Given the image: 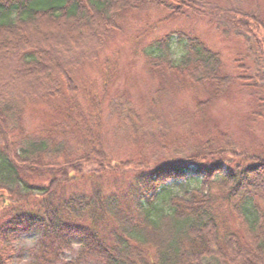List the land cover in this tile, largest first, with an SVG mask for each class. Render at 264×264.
Here are the masks:
<instances>
[{
    "label": "trees",
    "instance_id": "16d2710c",
    "mask_svg": "<svg viewBox=\"0 0 264 264\" xmlns=\"http://www.w3.org/2000/svg\"><path fill=\"white\" fill-rule=\"evenodd\" d=\"M151 8L165 14L160 22L215 19L243 39L254 67L255 48L264 58V19L204 0H0L7 49L0 52V264L15 263L17 240L30 232L38 237L27 264H264V145L246 146L208 115L238 83L251 98L260 89L263 106L264 84L256 83L264 72L256 68L250 86L224 71L218 53L183 34L174 58L167 34L142 52L156 87L140 111L125 92L107 100L78 95V75L97 63L127 15ZM46 28L58 30L54 43L70 54L66 62L54 56L57 67L37 46L44 39L32 34ZM79 36L86 45L76 47ZM182 91L193 97V111L168 122L164 101ZM37 105L49 123L26 135L23 114ZM176 122L186 134L172 132ZM188 137L192 144H180ZM109 138L129 153L111 152ZM106 177L114 184L109 193ZM84 179L91 192L68 191ZM186 179L197 186H183ZM73 245L76 256L64 259Z\"/></svg>",
    "mask_w": 264,
    "mask_h": 264
},
{
    "label": "rangeland",
    "instance_id": "374dc122",
    "mask_svg": "<svg viewBox=\"0 0 264 264\" xmlns=\"http://www.w3.org/2000/svg\"><path fill=\"white\" fill-rule=\"evenodd\" d=\"M210 7H216L222 10L236 8L243 13H251L264 19V0H204ZM164 13L157 9H142L135 13L127 15L123 22L120 32L114 34L112 39L107 43L99 55L96 64L83 68V71L77 77L76 84L80 89V94L87 93L90 97L98 99L104 97L106 100L112 98L116 93L125 92L134 106L140 111L152 96L156 87V82L146 75L143 68L142 52L148 49L149 44L156 41L167 34L172 35L170 49L174 58L181 55V47L177 40L179 34L184 37H197L212 51L220 56L223 69L227 73L235 77L244 76L249 78L247 83L251 86L255 78L256 68L260 72H264V58L260 55V50L256 49L255 58L258 60V66L254 67L252 61L244 58L245 45L240 37H236L233 32L224 33L225 27L215 19L209 17H200L186 15L174 20L160 22L164 17ZM45 31L55 34L59 38L61 36L57 29L46 28ZM74 34L77 31L74 29ZM85 38L79 36L76 47L86 45ZM43 52L47 63L57 67L53 57L57 56L61 59L68 58L64 48L55 44L54 41L44 39V42L37 45ZM81 49V48H80ZM6 51V45L0 44V52ZM69 52V51H68ZM8 62V58H4ZM0 60V64L4 63ZM243 65L246 71L238 70V66ZM238 83V82H237ZM239 84V83H238ZM237 84V85H238ZM264 84L259 80L257 83ZM235 86L228 96L215 101L208 110L210 120L220 129L227 130L235 139L242 141L245 145L254 148L258 145H264V105L259 106V98H262V91L258 89L254 97H249L246 90H240ZM105 88V89H104ZM257 89V88H256ZM248 90V89H247ZM258 99V100H257ZM165 118L168 122H172L175 113L180 111H193V97L187 91L173 93L164 101ZM259 112L262 118L251 116L252 113ZM50 113L43 106H29L26 108L22 122L24 134L29 135L35 133L42 126L49 123ZM251 117V118H250ZM250 118V119H249ZM249 119V120H248ZM107 133L109 126L105 127ZM193 132H197L192 128ZM172 132L186 134L187 131L181 129L179 122L174 123ZM111 152L116 154H124L126 156L128 146L121 141H112L109 138ZM193 139L188 137L187 141L182 140L180 144H192ZM127 149V150H126ZM103 188L106 193L113 191L114 184L112 178L102 179ZM119 186H127V181L117 183ZM182 185L187 188H194L197 182L194 179H186L182 181ZM121 186V187H122ZM69 192H91L89 180H77L69 185ZM233 223V220L230 221ZM38 234L35 232L21 234L17 240V246L20 250L18 259L14 264H27L31 259L28 250L33 247ZM78 246L73 245L71 250L64 253V259L70 260L76 256ZM80 264H92L89 260H84Z\"/></svg>",
    "mask_w": 264,
    "mask_h": 264
},
{
    "label": "bare ground",
    "instance_id": "6f19581e",
    "mask_svg": "<svg viewBox=\"0 0 264 264\" xmlns=\"http://www.w3.org/2000/svg\"><path fill=\"white\" fill-rule=\"evenodd\" d=\"M66 30H68V29H66ZM32 34H34L35 36H37L40 39H47V40L56 41V42L61 41L58 36H56L55 34L48 33L45 30H41L40 32H36V31L33 32L32 31ZM63 62H66V60L63 59Z\"/></svg>",
    "mask_w": 264,
    "mask_h": 264
}]
</instances>
